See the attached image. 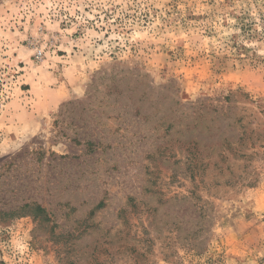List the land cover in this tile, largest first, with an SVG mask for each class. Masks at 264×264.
<instances>
[{"label":"rangeland","instance_id":"374dc122","mask_svg":"<svg viewBox=\"0 0 264 264\" xmlns=\"http://www.w3.org/2000/svg\"><path fill=\"white\" fill-rule=\"evenodd\" d=\"M0 264H264V0H0Z\"/></svg>","mask_w":264,"mask_h":264},{"label":"trees","instance_id":"16d2710c","mask_svg":"<svg viewBox=\"0 0 264 264\" xmlns=\"http://www.w3.org/2000/svg\"><path fill=\"white\" fill-rule=\"evenodd\" d=\"M36 210H37V212H39V213H41L43 210L41 209V207L40 206H36Z\"/></svg>","mask_w":264,"mask_h":264}]
</instances>
